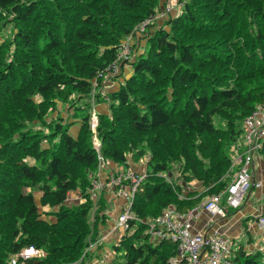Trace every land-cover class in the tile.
Listing matches in <instances>:
<instances>
[{
    "label": "trees",
    "instance_id": "1",
    "mask_svg": "<svg viewBox=\"0 0 264 264\" xmlns=\"http://www.w3.org/2000/svg\"><path fill=\"white\" fill-rule=\"evenodd\" d=\"M178 1L173 14L166 0H0V264L30 246L44 254L27 264L91 257L109 219L87 193L98 154L124 168L147 154L131 206L146 221L228 183L243 120L264 101V0ZM129 225L111 244L118 264H172L176 243ZM231 257L264 264V246L237 242Z\"/></svg>",
    "mask_w": 264,
    "mask_h": 264
},
{
    "label": "built area",
    "instance_id": "2",
    "mask_svg": "<svg viewBox=\"0 0 264 264\" xmlns=\"http://www.w3.org/2000/svg\"><path fill=\"white\" fill-rule=\"evenodd\" d=\"M122 51L123 54L128 51L126 46ZM242 140L243 150L235 151L231 156L233 171L225 187L220 192L208 195L201 204L185 212L169 206L161 214L147 221L136 217L131 210L132 201L137 185L145 177V173L137 175L131 170L125 171L122 178L128 180L129 185H119L112 192L113 198L121 204L112 218L111 214L107 213L109 220L113 219V223L99 239L106 240L113 237L119 241L125 231L133 228H130L129 220L144 221L151 241L169 240L176 243V254L170 258L172 264H233L231 255L237 241L218 232L194 233L191 230V221L198 215L200 209L221 219L227 217L229 212L239 210L248 192L259 185L253 177L252 169L255 154L259 155L264 143V101L257 103L244 118ZM98 159H100L99 154ZM108 185L107 182L96 180L91 190L92 196L98 198ZM256 222L264 225V216H257ZM40 254V249L30 246L15 253L11 263L16 264L19 261L20 264H27L28 258Z\"/></svg>",
    "mask_w": 264,
    "mask_h": 264
},
{
    "label": "rangeland",
    "instance_id": "3",
    "mask_svg": "<svg viewBox=\"0 0 264 264\" xmlns=\"http://www.w3.org/2000/svg\"><path fill=\"white\" fill-rule=\"evenodd\" d=\"M181 3L179 2L178 0H166V3L164 5L165 6H169L170 7V11H172V13L174 14L175 12H177V10L179 9V6H176L178 3ZM163 7V9H164ZM166 16L163 15L162 13L158 12V14L156 15V18L155 20L157 21V26H161L164 24V20H165ZM147 20V19H146ZM147 21H150V20H147ZM146 21V22H147ZM153 21V20H151ZM155 21V22H156ZM145 25V24H144ZM144 25H142V23L138 26V29L140 30L141 28L145 27ZM5 30L4 31H9V25L5 26L4 28ZM6 34V33H5ZM4 34V35H5ZM2 35L3 33L0 32V39L2 38ZM144 41L141 40V42H137L136 41V45L138 46L140 43H143ZM128 43H131V41H128ZM126 45V48L128 49L127 47V44ZM135 45V47H136ZM134 46V45H133ZM121 53L123 54V51H121ZM130 71V68L127 67V71ZM125 71V72H127ZM114 86V85H113ZM106 88L108 89L109 87H105L104 90H106ZM97 107H100V106H97ZM96 107V108H97ZM103 108V107H102ZM64 117L67 116L66 113L63 114ZM96 115H95V112L92 113V116H91V125H92V128L94 129L95 127V124H96ZM214 122L218 125H222V121L215 118ZM242 143H243V140H242ZM93 145L94 147H96L98 149V146H99V141L96 137V135L93 133ZM244 146V145H243ZM238 152V151H237ZM262 159V155L259 153V156L257 155V153L255 154V157H254V161L257 162V159ZM146 159H148V156L147 154L146 155H143L138 161H132L130 160V158L127 160L128 161V164L129 166L128 167H123L122 165H120L119 163H112L110 161H106L102 156H100V159H99V168L97 169V172L95 173V175L91 178V185L90 187L87 189V193H88V196L90 195V197L93 199L94 203L98 202L100 200V198L102 197L103 199L106 200V203L110 202L112 204V210L109 214H111V218L113 217V215L116 214V211H115V199L111 197V194L112 192L119 186V185H129V181L128 180H123L122 176L123 174L125 173V171L127 170H131L133 172H135L137 175H142L144 174L145 170H146ZM263 160V159H262ZM107 176V178H105ZM166 176L168 178H173V174L171 172H168L166 174ZM96 180H102L103 182H107L109 185L106 187V190L103 189V191H101V194L99 195L98 198H95L92 196V187H93V184ZM140 182V181H139ZM189 186L192 187V188H196L197 185H196V182L194 180L192 181H189ZM196 185V186H195ZM257 188V187H256ZM105 190V191H104ZM33 195H34V198H35V201L36 203H38V192L34 191L33 192ZM253 195L254 193L252 192V195L250 197V201L256 203L255 201V198H253ZM259 201V199H256ZM83 201V197H81V195L75 193V192H70L68 194V204H73V203H80ZM261 202V201H260ZM257 205V204H256ZM243 207V205L241 206ZM240 207V208H241ZM42 210L43 211H46V210H49V207H42ZM201 210V209H200ZM113 223V219L110 220V223H109V226ZM260 228H263L264 225H261V224H257ZM100 238V237H99ZM98 238V239H99ZM260 238V237H259ZM258 238V239H259ZM255 239H257L255 237ZM103 241L104 240H97L95 241V243H90L89 245V252H91V257H89L88 255L84 256V259L83 260H79L77 262H74V264H118L119 262H122L123 261V257L121 256L119 252L113 259V254H112V250L108 249L107 250V254L104 250V252H100L99 250L102 249V246H100V244H103ZM106 241V240H105ZM111 241V242H110ZM246 241V237L245 239H243V242ZM115 242H118L116 238H113L112 240H110V238L107 240V246L108 248L112 247V243H115ZM264 242V241H262ZM264 246V245H263ZM262 248V247H261ZM97 253V254H96ZM44 253L42 252L41 250V256L43 255ZM39 256V255H38ZM97 260V261H96Z\"/></svg>",
    "mask_w": 264,
    "mask_h": 264
},
{
    "label": "crops",
    "instance_id": "4",
    "mask_svg": "<svg viewBox=\"0 0 264 264\" xmlns=\"http://www.w3.org/2000/svg\"><path fill=\"white\" fill-rule=\"evenodd\" d=\"M102 107L97 108L98 110L105 109L104 106ZM252 172L254 179L259 183V185L257 186V188L253 187L248 192L241 204V206L243 205V207L240 206L241 208H239V210L229 212L227 217L223 219L212 216L208 212L201 209L198 215L191 221L192 232L202 234L218 232L234 239L237 242H242L247 250L261 248L264 245V242H262L264 241V226L263 228H260L257 225L258 223L256 222L257 216H264V161L261 158H258L257 162H253ZM252 192L254 193L253 198H255L256 203L250 201ZM111 197L113 199L112 194ZM256 199H259V201ZM115 203V211L117 212L121 202L115 199ZM107 204L108 209L106 210V213H110L112 210V204L110 202H108ZM109 223L110 220L108 219L106 225L101 228L100 236L103 235L104 232L108 231ZM245 237L246 241L243 242V239H245ZM255 237L257 239H255ZM108 239L109 238H107L106 241H103V250H99L100 252H104L105 250L104 254L108 253V249L111 250V248H108L106 244ZM112 239L113 237L110 238V240Z\"/></svg>",
    "mask_w": 264,
    "mask_h": 264
}]
</instances>
